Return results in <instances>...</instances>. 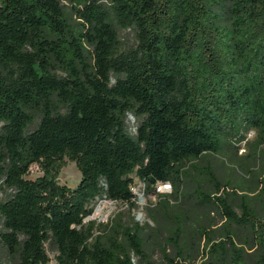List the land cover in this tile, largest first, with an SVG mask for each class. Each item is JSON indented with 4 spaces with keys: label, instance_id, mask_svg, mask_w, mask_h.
Here are the masks:
<instances>
[{
    "label": "trees",
    "instance_id": "trees-1",
    "mask_svg": "<svg viewBox=\"0 0 264 264\" xmlns=\"http://www.w3.org/2000/svg\"><path fill=\"white\" fill-rule=\"evenodd\" d=\"M62 1L0 0L7 254L50 264L47 245L54 264H264V0ZM64 159L80 174L73 188L57 181ZM133 178L155 199L152 226L85 222L96 200L134 208Z\"/></svg>",
    "mask_w": 264,
    "mask_h": 264
},
{
    "label": "rangeland",
    "instance_id": "rangeland-1",
    "mask_svg": "<svg viewBox=\"0 0 264 264\" xmlns=\"http://www.w3.org/2000/svg\"><path fill=\"white\" fill-rule=\"evenodd\" d=\"M61 2L66 6V3L61 0ZM119 41L121 48L126 49L128 47H131L134 43L133 40V33L130 31H120L119 32ZM126 124L128 127V131L133 134L134 133V127L136 124V120L131 115L127 116ZM33 126H31L29 129H32ZM253 138V133H249L247 135V139L251 140ZM243 154V150H239L238 155ZM64 166L60 169L58 175H57V181L59 185H63L69 188L75 187L79 180H80V174L77 171L74 163L69 162L67 159H64ZM264 173V172H263ZM262 173V174H263ZM41 176V172L38 170L36 166H32L30 168V179H35L37 177ZM132 193L135 196V206L134 208H129L128 205L122 204V203H115L111 201L106 200H96L92 204L93 213L90 217H88L85 222L87 221H94L96 224L102 223L106 224L110 219L115 218L119 216L120 222H122L125 225H131L132 223H138L139 225L148 224L149 226H152L151 221L146 217L145 214V206L147 205L148 201L154 202L155 199L153 197H144L143 196V186L140 182H138L135 178H133V184L131 188ZM139 197H142L143 201L139 202ZM3 199V193L0 190V201ZM45 248L47 250V254L49 259L51 260L50 264H54V252L50 250V248L45 245ZM152 260L159 261L160 256L158 253H155L152 256ZM0 264H15V260L10 257L5 248L0 243Z\"/></svg>",
    "mask_w": 264,
    "mask_h": 264
},
{
    "label": "built area",
    "instance_id": "built-area-1",
    "mask_svg": "<svg viewBox=\"0 0 264 264\" xmlns=\"http://www.w3.org/2000/svg\"><path fill=\"white\" fill-rule=\"evenodd\" d=\"M169 185L168 184H161L157 187V192L160 193H167L169 192Z\"/></svg>",
    "mask_w": 264,
    "mask_h": 264
},
{
    "label": "water",
    "instance_id": "water-1",
    "mask_svg": "<svg viewBox=\"0 0 264 264\" xmlns=\"http://www.w3.org/2000/svg\"><path fill=\"white\" fill-rule=\"evenodd\" d=\"M138 201L139 202H142L143 201L142 197H139Z\"/></svg>",
    "mask_w": 264,
    "mask_h": 264
}]
</instances>
